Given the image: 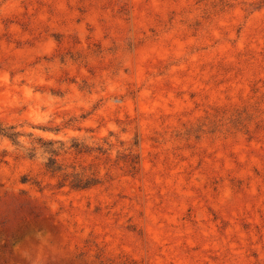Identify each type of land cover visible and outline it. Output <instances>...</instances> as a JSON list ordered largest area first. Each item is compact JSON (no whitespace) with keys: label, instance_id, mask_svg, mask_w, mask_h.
I'll return each instance as SVG.
<instances>
[{"label":"rangeland","instance_id":"rangeland-1","mask_svg":"<svg viewBox=\"0 0 264 264\" xmlns=\"http://www.w3.org/2000/svg\"><path fill=\"white\" fill-rule=\"evenodd\" d=\"M0 131V264H264V0H0Z\"/></svg>","mask_w":264,"mask_h":264},{"label":"trees","instance_id":"trees-1","mask_svg":"<svg viewBox=\"0 0 264 264\" xmlns=\"http://www.w3.org/2000/svg\"><path fill=\"white\" fill-rule=\"evenodd\" d=\"M0 134L6 136L7 138L13 141L15 140V136H16L15 134L2 133V131H0ZM71 186L73 188H87L89 185L87 184L82 185V182H81V183H72Z\"/></svg>","mask_w":264,"mask_h":264}]
</instances>
